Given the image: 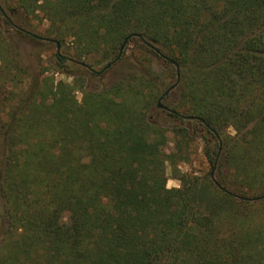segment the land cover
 I'll return each mask as SVG.
<instances>
[{
	"label": "trees",
	"instance_id": "obj_1",
	"mask_svg": "<svg viewBox=\"0 0 264 264\" xmlns=\"http://www.w3.org/2000/svg\"><path fill=\"white\" fill-rule=\"evenodd\" d=\"M19 4L71 44L60 67H103L26 90V73L0 75L17 98L0 125V264H264V0ZM131 44L169 73L89 88ZM198 140L214 176L176 169Z\"/></svg>",
	"mask_w": 264,
	"mask_h": 264
},
{
	"label": "rangeland",
	"instance_id": "obj_2",
	"mask_svg": "<svg viewBox=\"0 0 264 264\" xmlns=\"http://www.w3.org/2000/svg\"><path fill=\"white\" fill-rule=\"evenodd\" d=\"M19 2L20 0H0V75L2 73L12 75L26 73L22 77L23 84L19 85L23 90H26L33 81L32 79L38 77L40 73H46V77H54L56 81L72 84L74 80L71 73L100 72L103 66L97 67L95 71L79 69L74 67L70 62L60 67L57 54H72L71 44H65L62 47L55 42L47 40L46 30L49 27V23L43 19L41 13L36 15L27 14L20 7ZM18 32L36 35L37 38L35 40L24 39ZM105 73L104 76L102 75L99 78H88L90 80L87 83L88 87L99 90L105 86L109 87L122 81L127 75L134 76L139 73H151L150 76L152 77L155 74L169 73V70L163 60H159L152 54L143 56L139 52V47L131 44L126 51L124 60ZM13 91L14 89L10 81L5 82V85L0 88V125L7 120L10 108L17 101L16 97L10 98V92ZM167 92L169 93L170 91ZM77 98L79 101L82 100V93L80 91L77 93ZM154 117L157 120L156 114H154ZM229 133L234 135V130L232 128L229 129ZM167 145L168 147L164 148L166 152H175L172 141L167 143ZM204 147V141L198 140L194 142L192 149L187 154L189 155L187 156L188 159L179 158L176 160V169L182 172L183 175H188L192 178L204 177L209 173H212L214 176L216 169L212 168L205 157ZM2 148L0 138V159L3 154ZM167 178L168 189L181 188L182 183L176 177L173 166H168Z\"/></svg>",
	"mask_w": 264,
	"mask_h": 264
},
{
	"label": "water",
	"instance_id": "obj_3",
	"mask_svg": "<svg viewBox=\"0 0 264 264\" xmlns=\"http://www.w3.org/2000/svg\"><path fill=\"white\" fill-rule=\"evenodd\" d=\"M167 93H168V92H167ZM167 93H166V94H167ZM159 106H161V103H159Z\"/></svg>",
	"mask_w": 264,
	"mask_h": 264
}]
</instances>
